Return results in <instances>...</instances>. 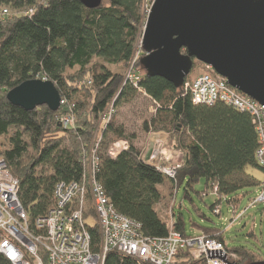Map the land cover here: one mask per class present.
I'll list each match as a JSON object with an SVG mask.
<instances>
[{"label": "trees", "instance_id": "obj_1", "mask_svg": "<svg viewBox=\"0 0 264 264\" xmlns=\"http://www.w3.org/2000/svg\"><path fill=\"white\" fill-rule=\"evenodd\" d=\"M143 3L103 0L87 8L80 0H0V158L19 181L18 195L30 225L54 206L58 182L83 180L87 151L97 142V179L117 211L138 221L144 235L168 234V222L157 208L168 181L173 195L183 184L189 195V189L204 181V189L196 192L201 198L215 194L212 211L223 200L235 209L239 190L263 185L245 170L261 168L255 155L257 134L247 112L222 101L194 103L184 83L176 86L146 75L143 48L135 59L145 19ZM196 62L201 63L195 60L193 66ZM117 65L126 73L110 67ZM131 72L138 76L137 83L128 77ZM34 78L55 83L65 101L58 110L47 105L26 110L8 99L10 89ZM141 93L155 104L143 129L164 134L167 147L181 154L174 178L161 172L134 143L135 135L115 121L116 108ZM108 112L110 120L101 125ZM68 113L75 117L73 126L61 121ZM118 140H127L129 147L111 157L107 150ZM170 211L176 230L187 234L183 213L174 202ZM92 233L98 243V226ZM202 233L225 243L238 255V264L264 261L246 246L229 247L221 229L204 228ZM188 254L182 249L179 255ZM0 264L12 263L0 253ZM106 264L149 263L111 251Z\"/></svg>", "mask_w": 264, "mask_h": 264}, {"label": "built area", "instance_id": "obj_2", "mask_svg": "<svg viewBox=\"0 0 264 264\" xmlns=\"http://www.w3.org/2000/svg\"><path fill=\"white\" fill-rule=\"evenodd\" d=\"M154 1L144 0L145 19ZM6 13L4 9L3 14ZM128 77L136 83L139 79L134 72ZM184 86L194 103L222 101L251 116L258 139L255 155L264 171V105L229 84L209 64H204V71L195 78L186 79ZM64 102L61 100V104ZM111 114H105L104 119L109 121ZM61 121L64 126H73L75 117L68 113ZM128 147L127 140H118L110 145L107 153L117 157ZM99 149L97 142L87 151L82 181L57 183L54 206L46 215L38 217L33 226L19 199V181L0 158V253L12 264H106L111 251L149 264H182L188 260L194 264H238V255L222 241L203 233L183 234L176 230L173 221L167 223L168 234L164 236L144 235L138 221L117 211L97 179ZM161 154L157 148L154 154L149 153V160ZM178 166L160 165L158 169L174 177ZM256 201L264 202V190ZM214 212L221 214L220 206ZM95 226L100 232L98 243L92 233ZM182 249L188 250V256L179 255Z\"/></svg>", "mask_w": 264, "mask_h": 264}, {"label": "water", "instance_id": "obj_3", "mask_svg": "<svg viewBox=\"0 0 264 264\" xmlns=\"http://www.w3.org/2000/svg\"><path fill=\"white\" fill-rule=\"evenodd\" d=\"M80 1L96 8L103 0ZM141 37L147 76L182 86L196 60L264 105V0H155ZM7 97L26 110L47 105L55 111L62 100L55 83L44 78L20 83Z\"/></svg>", "mask_w": 264, "mask_h": 264}, {"label": "rangeland", "instance_id": "obj_4", "mask_svg": "<svg viewBox=\"0 0 264 264\" xmlns=\"http://www.w3.org/2000/svg\"><path fill=\"white\" fill-rule=\"evenodd\" d=\"M146 21L147 18L143 21L141 33L146 25ZM141 39L142 37L140 35L137 42V53L135 57L138 56V52L142 49ZM199 64L197 62L195 63L187 76L189 77L188 79H193L202 72V66L204 64ZM110 67L115 71H125L124 73H126V70L120 65ZM154 105V102L149 96L141 93L132 102L125 103L116 108V114L114 116L115 121L118 124L123 123L127 132L135 135L134 143L142 148L146 156H148L149 153L154 154L157 148L160 149L162 154L156 157L155 160H152L156 162L158 166L170 164L179 165L181 154H174L172 150L167 147L165 144V140L167 139H165L164 134L161 135L163 136L161 137L162 139L159 137L150 138L149 133L143 129L144 119L150 117L151 114L155 112ZM100 120L101 125L107 122L104 116ZM2 139L3 138H0V141ZM167 162L169 164H167ZM245 170L255 176L259 181H264V171L261 168L247 166ZM162 187L166 197L158 204L157 208L166 222L172 224L173 220L170 210L174 202L176 211L183 213L185 231L187 234L195 235L202 233L204 228H218L224 232V240L229 247L243 245L264 258V202L256 201L264 190L263 185L239 190L236 195L238 194L241 199L235 209L232 205L223 200L220 204V215L216 214L210 208V205L215 202V194L210 192L201 198L196 192L197 190L202 191L204 189V181L197 184L194 190L189 189V195H186L185 184L180 185L174 195L173 188L171 189L169 181ZM89 223L93 224L94 220H89Z\"/></svg>", "mask_w": 264, "mask_h": 264}, {"label": "crops", "instance_id": "obj_5", "mask_svg": "<svg viewBox=\"0 0 264 264\" xmlns=\"http://www.w3.org/2000/svg\"><path fill=\"white\" fill-rule=\"evenodd\" d=\"M161 135H162L161 133H157V132H155V133H149L150 138L151 137H154V138L160 137Z\"/></svg>", "mask_w": 264, "mask_h": 264}]
</instances>
